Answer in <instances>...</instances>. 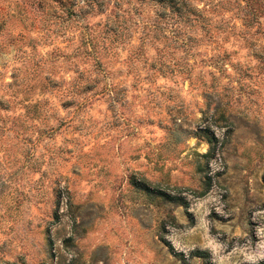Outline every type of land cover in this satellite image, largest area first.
<instances>
[{"label":"rangeland","instance_id":"1","mask_svg":"<svg viewBox=\"0 0 264 264\" xmlns=\"http://www.w3.org/2000/svg\"><path fill=\"white\" fill-rule=\"evenodd\" d=\"M0 264H264V0H0Z\"/></svg>","mask_w":264,"mask_h":264},{"label":"trees","instance_id":"2","mask_svg":"<svg viewBox=\"0 0 264 264\" xmlns=\"http://www.w3.org/2000/svg\"><path fill=\"white\" fill-rule=\"evenodd\" d=\"M207 140L209 143H213L216 139L213 134H205ZM135 184L138 186V188L146 190L148 193H150L153 196L161 197L165 200L169 201H182L183 204H185L186 201H184V197L178 194H171L169 191H167L165 188H161L157 185H152L151 187L149 185H144L143 181H134ZM197 195L204 194V191L195 192Z\"/></svg>","mask_w":264,"mask_h":264}]
</instances>
